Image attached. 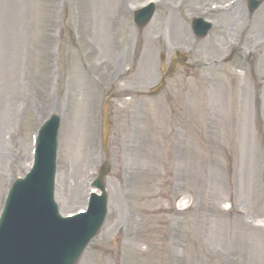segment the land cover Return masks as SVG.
Listing matches in <instances>:
<instances>
[{"label":"rangeland","instance_id":"obj_1","mask_svg":"<svg viewBox=\"0 0 264 264\" xmlns=\"http://www.w3.org/2000/svg\"><path fill=\"white\" fill-rule=\"evenodd\" d=\"M148 1L0 0V211L52 114L55 201L63 216L85 209L115 95L107 216L78 264H264V3L249 15L247 0H155L139 31ZM195 17L213 25L203 40ZM177 50L192 68L133 96Z\"/></svg>","mask_w":264,"mask_h":264},{"label":"water","instance_id":"obj_2","mask_svg":"<svg viewBox=\"0 0 264 264\" xmlns=\"http://www.w3.org/2000/svg\"><path fill=\"white\" fill-rule=\"evenodd\" d=\"M261 2L262 0H250V12L257 9ZM149 11L150 13L148 12L146 18H140L139 15L138 18H135L139 28H142L151 17L153 11L152 9ZM199 23L201 22H193L194 25H199ZM208 29V25L200 26L202 33H198V37H203ZM184 62L185 58H182V63ZM53 121L57 124L58 118L54 117ZM47 129L48 126L43 129L39 138L37 162L33 174L31 173L28 179L20 182V188L14 186L8 201V204L12 205L14 198L16 208L8 211L0 227V264H76L85 246L97 234L103 222L106 206L104 194L102 197H93L91 207L85 218L89 224H86L85 234L81 230L77 235L62 233L61 221L56 220L52 215L53 208L50 204L49 190L43 191V187L40 189L39 185L34 184L40 180L41 171H45V160L51 152L53 154L55 148L54 136L56 131L48 133ZM107 132V124L105 123L102 135L105 152ZM54 168L55 165H53V171ZM107 170V162H104L99 178L95 182V187L102 193L104 190L103 179ZM23 188L28 189L22 193ZM77 239L79 242L76 244Z\"/></svg>","mask_w":264,"mask_h":264},{"label":"bare ground","instance_id":"obj_3","mask_svg":"<svg viewBox=\"0 0 264 264\" xmlns=\"http://www.w3.org/2000/svg\"><path fill=\"white\" fill-rule=\"evenodd\" d=\"M182 11V10H181ZM263 13V12H262ZM264 22V21H263ZM179 30V29H178ZM177 34H176V36L177 37H179L180 35H179V32H176ZM88 125V123H86V125H85V127ZM77 128V127H76ZM65 135L66 136H68V137H71V128H69L67 131H66V133H65Z\"/></svg>","mask_w":264,"mask_h":264}]
</instances>
